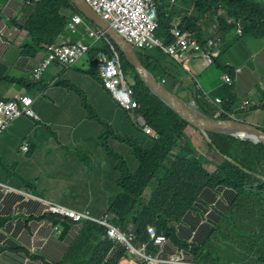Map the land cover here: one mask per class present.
Returning <instances> with one entry per match:
<instances>
[{
	"label": "crops",
	"instance_id": "crops-1",
	"mask_svg": "<svg viewBox=\"0 0 264 264\" xmlns=\"http://www.w3.org/2000/svg\"><path fill=\"white\" fill-rule=\"evenodd\" d=\"M21 7L20 0H0V17L7 19L19 15L17 13ZM208 20L206 18L204 21L203 31L210 35L212 27ZM27 40L25 30H20L11 44L0 39L2 97L18 92L12 85L5 83L6 76L27 75L45 57L44 49L34 55L23 53L22 45ZM192 64L204 89L213 97L223 98L228 109H236L244 99L249 98L259 105L250 112L258 111L264 116V39L230 33L214 66L205 68L198 60ZM231 67H241V71L237 73L233 85L227 86L223 76ZM57 74L65 77V82L46 87V82ZM71 84L86 93L90 101L104 113L111 111L112 115L108 119L117 131L126 129L123 113L116 103L113 105L110 101L116 99L100 96L94 88L106 91L95 85L90 77L75 69L62 71L56 64L49 67L37 85L45 88L44 96L34 104L40 122L22 117L0 136V145L4 141L11 149L5 155L7 161L0 158V181L13 188L7 191L0 186V264H55L63 259L78 239L83 229L79 225L75 224L62 236V232L43 217L45 210L41 198L99 215L107 210L110 195L117 191L118 174L115 161L108 151L96 141L77 140L75 137L80 126L92 125V122L87 121L78 95L70 89ZM250 112L241 116L252 124L263 126V121L258 124L248 119ZM50 127L64 130L66 137L48 132ZM187 132L194 142L202 140V135L197 131L187 129ZM26 136L32 141L31 152L23 155L19 148ZM65 144L73 146L72 152ZM113 146L119 154L126 152L125 144L118 139L113 141ZM79 150H86V160L83 161L77 155ZM207 150L204 152L200 149L204 154ZM25 181H35V185L30 188L32 196L23 192ZM211 190V196L200 193L197 204L177 224L178 239L189 242L191 247H182L187 250L184 252L185 261H196L195 254L189 250L193 249V245L202 247L206 243L237 195L235 189L226 185H218ZM178 247L179 244L169 241L160 246L158 252L161 257L168 258L176 253ZM95 253V248L88 245L77 256L85 262H93ZM118 264L140 263L135 257L129 256L122 258Z\"/></svg>",
	"mask_w": 264,
	"mask_h": 264
},
{
	"label": "trees",
	"instance_id": "trees-1",
	"mask_svg": "<svg viewBox=\"0 0 264 264\" xmlns=\"http://www.w3.org/2000/svg\"><path fill=\"white\" fill-rule=\"evenodd\" d=\"M30 1L32 6L23 27L32 38L25 48L34 53L39 50L41 44L53 43L60 36L69 35L68 11L78 9L71 0ZM178 2L183 7L181 11L187 12L191 8L194 11L192 16L183 19V24L188 27H194L198 20L207 18L211 22L220 23L224 32H228L240 22L243 25V34L264 38V0ZM63 8L68 9L63 12ZM179 9L176 7L175 11H167L161 7L159 28L156 32L166 43L173 41L170 27ZM219 10H223L224 14L219 15ZM228 19L233 21L229 22ZM15 22L17 23L16 20ZM100 48L110 51V47L105 44L101 47L94 46L89 52L91 67L86 68L84 74L90 77L95 85L104 89L96 65V54ZM137 54L156 78L169 76L175 79L182 75L181 67L160 49L138 51ZM124 67L134 82L135 97L141 104L137 112L154 128L158 137L144 135L134 123L130 125L132 132L121 137L132 143L134 154L139 160V168L135 172L127 171L122 174L119 178L120 190L110 195L108 208L117 215L114 224L124 231L132 227L136 235L135 242L149 239L148 225H153L158 233H164L178 242L175 224L188 209L197 204L199 194L205 192L211 196V189L217 185L230 186L236 190L237 195L231 207L222 215L217 228L213 230L221 232L217 245L213 248L207 247L211 233L202 247L193 245L192 252L197 261L222 264L223 255L232 249L236 259H244L250 264L245 255L248 252L256 254L260 241L264 238V144L249 138L209 133L211 143H208L207 152L203 156L200 155L184 132L188 123L141 81L135 68L125 59ZM17 82L25 83V80L18 79ZM200 109L212 115L206 105L200 104ZM212 144L222 155H227L236 163L221 156L217 172L207 171L203 161L211 162L214 159L213 154L218 153L214 151ZM0 146L11 150L4 141ZM0 158L8 160L1 155ZM206 187L209 188L201 192ZM148 188L152 190L150 195L146 196L145 191ZM46 217L53 223L62 225L63 236L71 227V219L61 220V216L57 214H48ZM258 220L260 224L255 237L254 227ZM88 245L93 246L96 251L93 262H85L77 256L79 251ZM183 245L189 246L187 243ZM114 246L115 243L107 236L104 226L87 221L78 239L63 259L55 264H118L125 250L122 246ZM148 252L153 254L155 250L149 247ZM257 261L264 262V254L257 256Z\"/></svg>",
	"mask_w": 264,
	"mask_h": 264
},
{
	"label": "clouds",
	"instance_id": "clouds-1",
	"mask_svg": "<svg viewBox=\"0 0 264 264\" xmlns=\"http://www.w3.org/2000/svg\"><path fill=\"white\" fill-rule=\"evenodd\" d=\"M20 1L22 2V7L19 9L17 13L19 15H13L7 19L0 17V39H5L8 44H11L16 40V37L18 33L20 32V30H25L28 35V40L22 45V52L27 55H34L37 52L44 49L46 54L43 60L37 66L33 67V69L27 75H24V76L8 75L5 77L6 79L5 83L8 85H12L18 92L9 97L0 96V119L3 117V115L7 111L11 114V117H12L11 122L6 123L5 127L0 130V136L3 135L5 132H7L15 124V122L22 117L31 118L36 123H39L41 119L39 115L35 112L34 104L36 103L37 100H39L41 97L44 96L45 88L37 87V85L43 80V76L46 73V71L49 69V67L52 64H56L61 68L62 71L69 70V69H75V70H79L85 73L86 65L79 66L77 64L79 63V60L83 54L85 53L88 54L91 51V49L94 46H96V43L98 41H101L102 45L105 44V46L108 45L110 47V51L100 48L96 54V60H97L96 65L98 67L99 74L104 84V90L106 91V93L109 94V96L114 97V95L105 86L104 79L101 75V70L99 66V56L101 52L106 53L108 56H112L113 54L112 47H114L119 52L122 72H123L125 80L127 81V84L133 90L132 98L136 101V105L127 109L123 107L117 100L115 101L117 107L123 113L125 117V122H126V129L124 131H117L115 127L113 126L112 122L108 119L112 115L111 111H109L108 113H104L100 108L96 107L90 101L86 93H84L82 90L77 88L74 84H71L70 89L78 95L80 104L83 106V109L86 112L87 121L92 122V125L84 124L83 126H80L78 128L77 132L81 131L83 135L82 138L80 139L77 138V132H76L75 137L77 140L84 139L85 141H89V142L96 141L100 144L101 147H104L108 151L110 156L115 161V169L118 174L116 178V186H117V190H120V187H119L120 176L126 173L127 171L135 172L139 168V160L134 154L132 143L129 140L122 139L121 137H123L125 133L132 132V128L130 126L132 123L138 126L144 135H150L153 138L158 137L157 132L154 130V128L146 122L142 114L137 112V109L141 107V104L138 101V99L135 97L134 82L125 72V67H124L125 57L124 55H122L123 54L122 51L119 49L117 44L106 34L104 29L95 25L92 21L90 22V20L86 19L84 15L78 10V11H68V14L70 15V20L72 19V16L75 14H78L83 20L82 23L78 24L77 30L75 32H73L68 25V28L70 30L69 35L60 36L58 40L53 43H43L41 44L39 50H37L34 53H30L28 49L25 48V45L31 42L32 38L28 30L23 27V22L29 14V10H30V7L32 6V3L30 0H20ZM85 1L90 5V3L87 0ZM156 1L158 3L157 27L155 28L153 32L146 33L143 35V41L141 45H138L134 42L129 41L122 33H120L111 24V21L109 19L105 18L102 14L97 12L91 5L90 7L100 16H102L103 19H105L111 25V27H113L126 41L130 42L133 45L136 53L138 51H149L153 49H160L163 53H165L168 57L173 59L181 67L182 75L175 79H172L169 76L156 78L155 75L151 71L150 72L153 74V76L158 81V83H160L162 86L167 88L170 92L174 93L176 96L182 99L185 103H187L188 105L192 106L196 110L202 112L203 114H205L206 116L212 119L221 120V119L231 118V119L247 121L241 115L244 113L250 112L251 110L259 107V105H255L249 98H247V99H244L242 103L236 109L234 110L228 109V107L225 104V100L223 98L213 97L209 91L204 89V87L202 86L198 78V73L196 72L192 64L194 60H198L201 62V64L205 68L214 66L222 54L227 35L233 32H235L236 35L238 36L245 35L243 34L244 32L243 25L241 27L242 28L241 31H238L239 25L237 24L238 23L237 22L236 26L232 30L228 32H224L220 23H214L208 20V23L212 27V33L208 35L203 31L204 21L206 20V18H202L198 20L195 23L194 27H188L185 23L183 24L184 18H189L190 16L194 14V11L192 8L189 9V11L185 12V11H181L183 7L180 5L178 0H156ZM161 7H164V9H166L167 11H175L176 7L180 8L179 13L174 18V20L171 22L170 33L173 37V41L170 43H166L163 38L157 35V32H156L157 29L159 28ZM218 14L223 15L224 11L219 10ZM15 20L17 21V23L15 22ZM228 21L232 22L233 19H228ZM94 28L102 30L104 32V37L95 39L94 37L90 36L89 29H94ZM261 39H264V38H261ZM77 41H83L84 43L89 45V48L87 49L86 52H84L80 56V58L76 62L70 65H65L55 60L46 62L48 55H49V49H48L49 45H56V44H61V43L71 44ZM240 71H241V67H231V69L228 72L224 73V76H223L224 83L227 86H232L237 73H239ZM18 79H24L25 83L17 82ZM65 79H66L65 77H61L60 74H57L55 77H53L52 79L46 82V87H51V86H55L57 84L63 83L65 82ZM30 88H33V91H30ZM23 89H25V91H22ZM86 104H88V108L92 110V112L96 116V119H93L88 115ZM200 104L206 105L208 109L212 111V115L210 116L204 113L200 109ZM99 112L103 114L102 117L100 116ZM183 119L188 123L184 129L186 136L191 140L192 144L194 145L198 153L203 156L204 153H202L200 149L204 151L205 149L208 148V143H211L205 138V136L208 133V136L211 139L209 133H215V132H207L206 130H203L197 127L196 125L190 123L185 118ZM97 120H103L105 124L111 129L112 139H110L106 143L97 140V138L101 136V133L99 132V129H98L99 127L97 125ZM257 126L264 130V125L263 126L257 125ZM187 129H192L200 133V135H202V140L194 142V140L188 134L189 132H187ZM89 137H92V139H89ZM115 139H118L125 144L126 146L125 153L119 154L118 151L114 148L113 141ZM31 145H32L31 138L29 136H26L20 145L19 152H21L23 155L29 154L31 152ZM25 146L26 148H24ZM128 146L132 149V153L138 161V167L134 171L129 169L125 161V156L128 151ZM214 149L216 150V152H218L216 148ZM218 153L220 154V155L218 154L219 157L222 156L224 158V156L220 152ZM81 154L84 155V157H82ZM77 155L83 161L86 160V150L85 151L79 150L77 152ZM222 157L219 160V162L222 160ZM28 183H31V185H28ZM34 185H35V181H25L23 192H25L27 196H32V193L30 192V188ZM0 186L5 188V190L7 191L13 189L10 185L3 183L2 181H0ZM151 190H152L151 188L146 189L145 195L149 196L151 193ZM43 199H46V198H41V201L44 205V210H45L43 217L46 218L47 221H49L55 229L59 230V232H62V234H63L62 225L60 223L59 224L53 223L52 220L46 217L48 214H57L61 216V220L64 218L71 219L72 224L69 229H71L72 226H74L75 224L83 228L85 222L87 221L94 222V223L104 226L107 231V236L115 243L114 247L122 246L125 250V254L120 258V260L124 257L133 256L137 259V261L140 264H147L148 260H145L143 257L139 258L138 251H141V252H144L146 256H148V258H152V259L160 258V259L166 260L162 264H208L206 262H200L197 260L196 261H185L184 252H187V250L183 249L182 247L184 246L183 245L184 243L188 244L189 242L180 241L177 236V224L180 222V220L182 219L184 215L175 224L176 237H177L178 242L173 240L171 237L165 235L164 233H158L156 228L153 225H148L147 227V231L149 235V239L147 241L135 242L136 235L132 227H130L128 231H124V230L119 229L114 224V219H116L117 215L111 210H109L108 208L109 205L106 211H104L103 213L99 215H94L90 210H76V209L69 208L63 204L50 200L54 203L60 204L69 209L87 214L86 216L80 217L78 220H74L72 217H69L67 215L55 213V212L48 210L46 208V205ZM46 200H49V199H46ZM193 207L194 206H192L191 208ZM190 209H188L187 211H189ZM106 215H110L107 219V223L115 229V232H116L115 234H110L109 225L98 221V219H104ZM169 241L179 244L180 247H178L176 253L170 255L168 258H163L160 256L158 249L164 243L169 242ZM149 247H152L155 250V253L153 254L149 253L148 252ZM188 247L191 248L190 245ZM189 251H192V250L190 249ZM171 257H173V260H169L171 259Z\"/></svg>",
	"mask_w": 264,
	"mask_h": 264
},
{
	"label": "built area",
	"instance_id": "built-area-1",
	"mask_svg": "<svg viewBox=\"0 0 264 264\" xmlns=\"http://www.w3.org/2000/svg\"><path fill=\"white\" fill-rule=\"evenodd\" d=\"M90 5L105 18L111 21V24L122 33L129 41L138 45L142 44L143 35L151 33L157 27L158 20V3L156 0H87ZM82 18L75 14L69 21L70 29L75 32L78 24L82 23ZM239 25L238 31L242 30V24ZM89 35L95 39L103 38L104 32L100 29H89ZM89 45L83 41L75 43H61L49 45V55L46 62L52 60L58 61L65 65L76 62L80 56L87 51ZM113 54L108 56L101 52L99 56V66L101 75L104 79L105 86L114 95V98L125 108L129 109L136 105V101L132 98L133 90L127 84L124 78L119 52L112 47ZM11 114L7 111L0 119V130L5 127L6 123L11 122ZM26 148V146L24 147ZM46 208L52 212L60 213L78 220L86 213L69 209L50 200L43 199ZM110 215H106L104 219H98L99 222L107 224ZM110 234H115V229L109 225ZM139 258L143 257L148 260L147 264H162L166 260L160 258H148L144 252L138 251ZM173 260V257L171 259Z\"/></svg>",
	"mask_w": 264,
	"mask_h": 264
},
{
	"label": "water",
	"instance_id": "water-1",
	"mask_svg": "<svg viewBox=\"0 0 264 264\" xmlns=\"http://www.w3.org/2000/svg\"><path fill=\"white\" fill-rule=\"evenodd\" d=\"M71 1L86 19L105 30L106 34L122 51L125 61L129 62L135 68L143 83L161 100L174 109L181 117L207 132L233 135L243 139L250 138L255 142H261L264 144V130L257 125L231 118L221 120L212 119L185 103L174 93L170 92L167 88L158 83L150 70L142 63L133 45L126 41L113 27H111L102 16L96 13L85 0ZM206 136L208 141L211 142L208 133ZM212 146L216 148L214 144H212ZM217 151L219 152L218 149ZM223 156L236 163L227 155Z\"/></svg>",
	"mask_w": 264,
	"mask_h": 264
},
{
	"label": "rangeland",
	"instance_id": "rangeland-1",
	"mask_svg": "<svg viewBox=\"0 0 264 264\" xmlns=\"http://www.w3.org/2000/svg\"><path fill=\"white\" fill-rule=\"evenodd\" d=\"M68 8H63L62 11L66 12ZM66 15V14H65ZM259 27H254V29H258ZM255 32V31H254ZM256 34V32H255ZM246 36V35H245ZM252 35H249V37H251ZM102 45L101 41H98L96 43L97 47H100ZM90 58H91V53H85L81 56L79 63L77 65L79 66H83L86 65V68H90L91 67V63H90ZM131 78V76H129ZM79 83L82 85V81L80 77H78ZM87 88L90 90L91 87L87 86ZM94 90L98 91L100 96H102L103 98L106 99H110V96L108 93L104 92V91H99L97 88H94ZM111 103L114 105L115 101L114 100H110ZM88 102V101H86ZM87 107V113L88 115L93 118L96 119V116L94 115V113L92 112V110L90 108H88V104H86ZM100 116L102 117L103 114L100 113ZM248 119L260 124V122H264V116L257 112H250L248 114ZM97 125H98V129L99 132L101 133V136L99 138H97V140L101 141V142H108L110 139H112V132L111 129L105 124V122L103 120H97ZM93 131V130H92ZM106 134V135H105ZM105 135V136H104ZM82 133L81 131L77 132V138L80 139L82 138ZM205 138L207 139V136H205ZM89 139H92V137H89ZM208 140V139H207ZM211 149V148H209ZM214 150V149H212ZM8 149L4 148L3 146L0 147V155L2 157L5 158V155L7 153ZM216 152V150H214ZM82 155V154H81ZM82 157H84V155H82ZM213 160L211 162H204V167L205 169L208 170H213V172H217V164L219 162V160L221 159V157H219L218 153L213 154ZM125 161L126 164L128 165L130 170H136L138 167V161L135 158V156L132 153V149L128 146V151L126 153L125 156ZM218 186V185H217ZM72 206H76V204L71 203ZM260 224V221L258 220L257 225L254 227V236H257V230H258V226ZM217 228V227H216ZM219 235H221V232H217V230L214 232H212V237L208 240L207 243V247L209 248H213L215 245H217V238L219 237ZM253 241V240H252ZM264 254V238H262V240L260 241V246H259V250L256 254L252 255L250 252H248L245 255L246 261L250 264H264V262H258L257 261V256L259 255H263ZM222 264H247L245 262V260L243 259H236L233 255V251L232 249H229V251L227 253H225L223 255V260H222Z\"/></svg>",
	"mask_w": 264,
	"mask_h": 264
},
{
	"label": "flooded vegetation",
	"instance_id": "flooded-vegetation-1",
	"mask_svg": "<svg viewBox=\"0 0 264 264\" xmlns=\"http://www.w3.org/2000/svg\"><path fill=\"white\" fill-rule=\"evenodd\" d=\"M48 132H51V133H54V134H58V135H60L62 138H65V137H66V133H65V131L62 130V129H59L58 127H50V128L48 129ZM65 145H66V147L68 148V150H69L70 152H72V148H71V146H70V145H67V144H65Z\"/></svg>",
	"mask_w": 264,
	"mask_h": 264
}]
</instances>
